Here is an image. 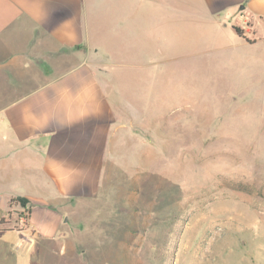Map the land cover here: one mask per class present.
Returning a JSON list of instances; mask_svg holds the SVG:
<instances>
[{
	"label": "rangeland",
	"instance_id": "obj_1",
	"mask_svg": "<svg viewBox=\"0 0 264 264\" xmlns=\"http://www.w3.org/2000/svg\"><path fill=\"white\" fill-rule=\"evenodd\" d=\"M162 3L155 51L91 53L110 96L132 103L118 112L131 133L98 193L59 204L56 236H35L37 264H264V42L241 45L195 0Z\"/></svg>",
	"mask_w": 264,
	"mask_h": 264
},
{
	"label": "crops",
	"instance_id": "obj_2",
	"mask_svg": "<svg viewBox=\"0 0 264 264\" xmlns=\"http://www.w3.org/2000/svg\"><path fill=\"white\" fill-rule=\"evenodd\" d=\"M195 4L208 21L241 29V45L264 42V0ZM162 9V0H0V219L13 197L30 207L22 227L0 230V264H37L35 236L48 242L61 227L56 207L95 196L125 155L131 132L118 112L132 103H116L94 61L124 58L131 44L141 60L147 39L155 51ZM254 27L262 38L249 42Z\"/></svg>",
	"mask_w": 264,
	"mask_h": 264
},
{
	"label": "trees",
	"instance_id": "obj_3",
	"mask_svg": "<svg viewBox=\"0 0 264 264\" xmlns=\"http://www.w3.org/2000/svg\"><path fill=\"white\" fill-rule=\"evenodd\" d=\"M235 32L237 33L238 36L242 37V31L241 29L234 27ZM29 201L25 197H13L9 200L8 206L11 207L12 205L14 206H20L21 207V215L25 216V219L28 217L30 213V207L28 206ZM19 214V215H20ZM5 217H2L0 219V230H5L6 227L4 225L8 224V221H6Z\"/></svg>",
	"mask_w": 264,
	"mask_h": 264
}]
</instances>
